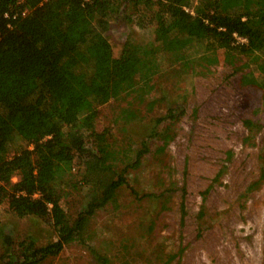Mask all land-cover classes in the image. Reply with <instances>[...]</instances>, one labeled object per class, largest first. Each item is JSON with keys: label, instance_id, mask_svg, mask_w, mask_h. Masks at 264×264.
<instances>
[{"label": "trees", "instance_id": "trees-1", "mask_svg": "<svg viewBox=\"0 0 264 264\" xmlns=\"http://www.w3.org/2000/svg\"><path fill=\"white\" fill-rule=\"evenodd\" d=\"M128 9L151 13L158 36L145 44L130 38L115 57L105 32L109 19ZM262 56L264 0H200L196 8L194 0H0V204L19 218L47 220L57 236L46 245L30 236L6 264H43L73 240L84 241L96 211L129 186L128 169L149 144L120 168L107 132L95 130L100 105L128 96L142 101L163 64L186 72L196 58L207 69L225 62L239 70L244 85L262 91L264 105ZM122 114L138 116L128 109ZM77 156L93 190L71 219L61 185Z\"/></svg>", "mask_w": 264, "mask_h": 264}, {"label": "rangeland", "instance_id": "rangeland-1", "mask_svg": "<svg viewBox=\"0 0 264 264\" xmlns=\"http://www.w3.org/2000/svg\"><path fill=\"white\" fill-rule=\"evenodd\" d=\"M151 17L128 9L109 19L105 36L115 57L130 38L156 39ZM241 76L225 62L207 69L196 58L186 72L166 63L144 100L128 96L100 105L95 130L107 132L120 168L136 161L144 142L149 152L128 169L129 186L93 215L85 240H73L43 264H263L264 105L262 91ZM126 109L137 118H125ZM172 110L177 115L166 116ZM155 125L159 134L152 137ZM84 134L94 150L90 132ZM83 159L76 157L61 185L71 219L93 190L84 184ZM30 236L38 245L57 239L47 220L19 218L0 204V264Z\"/></svg>", "mask_w": 264, "mask_h": 264}]
</instances>
